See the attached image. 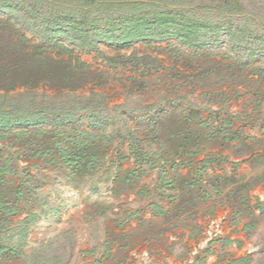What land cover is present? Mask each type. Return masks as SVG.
<instances>
[{"label": "rangeland", "instance_id": "1", "mask_svg": "<svg viewBox=\"0 0 264 264\" xmlns=\"http://www.w3.org/2000/svg\"><path fill=\"white\" fill-rule=\"evenodd\" d=\"M0 20V264H264V0H0Z\"/></svg>", "mask_w": 264, "mask_h": 264}, {"label": "trees", "instance_id": "2", "mask_svg": "<svg viewBox=\"0 0 264 264\" xmlns=\"http://www.w3.org/2000/svg\"><path fill=\"white\" fill-rule=\"evenodd\" d=\"M6 22L0 20V32L1 30H5L3 29L6 26ZM29 132L26 131H22L19 132L18 134V139L23 140L24 138H26L28 136ZM8 133H3V136L0 137V140H4L7 137ZM25 140V139H24ZM83 145H80V147ZM55 149L56 152L60 155V159L63 160L68 166H74V165H80L82 163V161H84L83 158H80L78 155H73L70 152H68L67 150H65L64 148L59 147V144L55 143ZM84 151V149H83ZM28 153L27 147H23L22 150H19L18 153ZM50 153V151H46L43 153L42 156H48ZM37 156V153H36ZM10 159H8L7 161H5V163L3 165L0 164V184L3 183L4 180V176H6L7 174H10L12 172L11 169V165L9 164ZM19 214V210L10 202H3L0 200V217H2V221L1 223L3 225H8L9 223V219L10 217H15L16 215ZM3 227L0 224V230ZM248 229V227L246 228ZM3 252L2 249H0V254ZM250 258H240L238 260H234L232 261L230 264H249Z\"/></svg>", "mask_w": 264, "mask_h": 264}]
</instances>
